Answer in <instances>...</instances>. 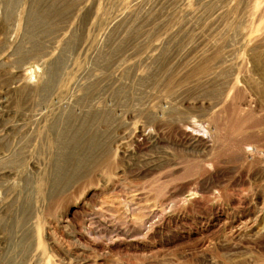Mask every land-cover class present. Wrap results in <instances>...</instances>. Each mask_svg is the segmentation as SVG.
<instances>
[{
    "label": "rangeland",
    "instance_id": "374dc122",
    "mask_svg": "<svg viewBox=\"0 0 264 264\" xmlns=\"http://www.w3.org/2000/svg\"><path fill=\"white\" fill-rule=\"evenodd\" d=\"M11 2L0 264H264V0Z\"/></svg>",
    "mask_w": 264,
    "mask_h": 264
},
{
    "label": "bare ground",
    "instance_id": "6f19581e",
    "mask_svg": "<svg viewBox=\"0 0 264 264\" xmlns=\"http://www.w3.org/2000/svg\"><path fill=\"white\" fill-rule=\"evenodd\" d=\"M12 0H10L11 2ZM12 3V2H11ZM9 4V3H8ZM35 21V20H34ZM33 21V22H34ZM229 104V103H228ZM231 105V104H230ZM234 105V104H233ZM227 107V106H226ZM236 107V106H235ZM233 108V107H232ZM237 110L236 108L234 109V111ZM225 111V109L223 110ZM231 111V110H230ZM238 111V110H237ZM233 112V111H232ZM240 112V111H239ZM243 113V112H242ZM241 113V115H242ZM224 114V113H223ZM228 114V113H227ZM237 114V113H236ZM246 114V113H245ZM241 115H239L240 117L238 118V115H237V118L238 119H242ZM236 116V115H235ZM245 116V115H244ZM246 117V116H245ZM244 118V117H243ZM248 118V117H247ZM174 119V118H173ZM186 120V119H185ZM243 120V119H242ZM183 121V120H182ZM189 122V121H188ZM244 122V121H243ZM249 121H247V124H246V129H252L251 125L252 124H248ZM185 123V122H184ZM177 124V122H176ZM219 124V123H218ZM176 126H179V125H176ZM189 126V125H188ZM233 126V124H232ZM231 126V127H232ZM178 128V127H177ZM182 128V127H181ZM186 128V127H185ZM216 128V127H215ZM233 128V127H232ZM242 128V127H240ZM184 129V128H183ZM182 129V130H183ZM181 130V129H180ZM181 130V131H182ZM219 130V129H218ZM243 130V129H242ZM216 131V129H215ZM219 132V131H218ZM179 133V132H178ZM179 135V134H178ZM184 135L186 137H190V139L188 141H192V140H195V138H197L198 140H201L202 141V136H198V135H192L191 132H188V131H184ZM242 136V135H241ZM259 138V137H258ZM205 140V139H204ZM252 145V146H251ZM218 148V147H217ZM246 148H252V153L249 154L248 151H246L247 149ZM231 150V149H230ZM260 148H258V146L256 145V140H252L250 138V136H245V137H240L239 139H236L234 140V143L232 144V152L233 154H237L239 155L240 157H242L243 159L245 160H248L249 163V167L251 169H255L257 167L261 168V166L263 165V156L262 154L260 153ZM239 157V158H240ZM223 163V160H219V159H215L213 160V162H211L209 165L211 166V170L212 172H214L215 174L219 175L220 173H222V168H221V164ZM209 167V166H208ZM263 167V166H262ZM210 168V167H209ZM238 169V168H237ZM236 169V170H237ZM210 170V169H209ZM209 170L207 169V167H205L202 171H203V177L205 178L207 175H210L211 173L209 172ZM224 171V170H223ZM235 171V170H234ZM261 171V170H260ZM225 172V171H224ZM243 174V173H242ZM224 175V174H223ZM227 175V173L225 174ZM228 176V175H227ZM168 177V176H167ZM207 178V177H206ZM212 178V177H211ZM220 178V176H219ZM203 180V179H202ZM206 180V179H205ZM215 180V179H214ZM190 185V184H189ZM204 185V184H203ZM214 185V184H213ZM212 185V186H213ZM208 186V185H207ZM186 187H187V184H186ZM180 188V187H179ZM184 188V187H183ZM197 189V188H196ZM210 189V187H209ZM195 190V189H193ZM176 191V190H175ZM182 191V190H181ZM199 192V191H198ZM205 192V191H204ZM173 193V192H172ZM171 193V194H172ZM178 194V193H177ZM208 198V197H207ZM240 198V197H239ZM239 203V202H238ZM244 203V202H243ZM239 205V204H238ZM236 210V209H235ZM258 227V226H257ZM256 227V228H257ZM260 230V228H259Z\"/></svg>",
    "mask_w": 264,
    "mask_h": 264
}]
</instances>
